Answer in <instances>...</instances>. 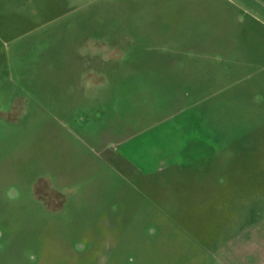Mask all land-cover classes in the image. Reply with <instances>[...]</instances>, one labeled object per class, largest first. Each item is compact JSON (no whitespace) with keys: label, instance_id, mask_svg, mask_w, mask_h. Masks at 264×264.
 <instances>
[{"label":"rangeland","instance_id":"1","mask_svg":"<svg viewBox=\"0 0 264 264\" xmlns=\"http://www.w3.org/2000/svg\"><path fill=\"white\" fill-rule=\"evenodd\" d=\"M0 237V264H264V0H0Z\"/></svg>","mask_w":264,"mask_h":264},{"label":"flooded vegetation","instance_id":"2","mask_svg":"<svg viewBox=\"0 0 264 264\" xmlns=\"http://www.w3.org/2000/svg\"><path fill=\"white\" fill-rule=\"evenodd\" d=\"M8 193H9V192H8ZM9 195H10V193H9ZM55 195H56V194H55ZM59 195H60V194L56 195V199H55L57 205H61V203H62V200H60L61 197H59ZM0 238H1V237H0ZM0 241H1V239H0ZM0 248H2L1 243H0Z\"/></svg>","mask_w":264,"mask_h":264}]
</instances>
